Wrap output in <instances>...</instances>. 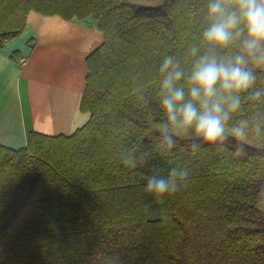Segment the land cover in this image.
Returning a JSON list of instances; mask_svg holds the SVG:
<instances>
[{"label": "trees", "instance_id": "16d2710c", "mask_svg": "<svg viewBox=\"0 0 264 264\" xmlns=\"http://www.w3.org/2000/svg\"><path fill=\"white\" fill-rule=\"evenodd\" d=\"M205 8L206 0H0V48L22 34L30 11L90 16L104 37L86 59L87 122L70 135L29 131L21 149L0 144V264H264V97L242 94L229 122L249 121L243 155L231 137L196 153L189 137L171 151L157 146V68L166 55L188 68ZM257 77L264 89V72ZM129 151L134 169L120 160ZM172 167L189 170L187 184L158 203L145 178Z\"/></svg>", "mask_w": 264, "mask_h": 264}, {"label": "clouds", "instance_id": "9594fccd", "mask_svg": "<svg viewBox=\"0 0 264 264\" xmlns=\"http://www.w3.org/2000/svg\"><path fill=\"white\" fill-rule=\"evenodd\" d=\"M205 19L200 44L187 50L192 60L188 68L173 55L164 56L157 68L163 115L157 146L161 151H171L178 138L189 137V147L196 153L202 144L222 145L231 137L240 142L235 150L240 156L244 154L249 121L229 122L241 107L242 94L250 93L245 99L252 101L264 97V89L255 87L257 71L264 72V0H206ZM234 45L236 50L231 51ZM201 47L224 50V54L201 53ZM252 131L259 135V122ZM120 160L125 167H137L131 151ZM188 177L187 168L172 167L166 176H147L144 192L162 204L166 195L186 186Z\"/></svg>", "mask_w": 264, "mask_h": 264}, {"label": "crops", "instance_id": "0c3cea01", "mask_svg": "<svg viewBox=\"0 0 264 264\" xmlns=\"http://www.w3.org/2000/svg\"><path fill=\"white\" fill-rule=\"evenodd\" d=\"M103 40L90 16L28 13L21 36L0 48L1 145L21 149L29 131L70 135L87 122L86 59Z\"/></svg>", "mask_w": 264, "mask_h": 264}, {"label": "rangeland", "instance_id": "374dc122", "mask_svg": "<svg viewBox=\"0 0 264 264\" xmlns=\"http://www.w3.org/2000/svg\"><path fill=\"white\" fill-rule=\"evenodd\" d=\"M21 36V35H20ZM19 36V37H20ZM19 37H17L16 39H18ZM15 39V40H16ZM14 41V40H13ZM12 41V42H13ZM11 42V43H12ZM80 128V127H79ZM47 135V134H46ZM157 205L158 204H155V205H153L156 209H152L151 207H147V210H146V213H147V217L149 218V219H156V218H158V211H157ZM152 210V211H151ZM151 211V212H150ZM148 212H150V213H148ZM102 264H105L104 262H101ZM90 264H93L92 262L90 263ZM106 264H108V263H106Z\"/></svg>", "mask_w": 264, "mask_h": 264}, {"label": "built area", "instance_id": "2783aa9c", "mask_svg": "<svg viewBox=\"0 0 264 264\" xmlns=\"http://www.w3.org/2000/svg\"><path fill=\"white\" fill-rule=\"evenodd\" d=\"M23 62H25V60Z\"/></svg>", "mask_w": 264, "mask_h": 264}]
</instances>
